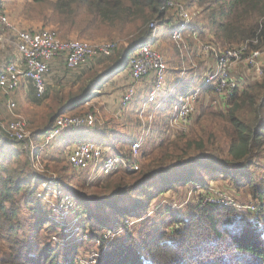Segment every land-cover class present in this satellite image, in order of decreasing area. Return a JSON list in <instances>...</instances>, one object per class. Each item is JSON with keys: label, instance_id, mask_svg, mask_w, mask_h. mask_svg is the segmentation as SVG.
Listing matches in <instances>:
<instances>
[{"label": "trees", "instance_id": "trees-1", "mask_svg": "<svg viewBox=\"0 0 264 264\" xmlns=\"http://www.w3.org/2000/svg\"><path fill=\"white\" fill-rule=\"evenodd\" d=\"M166 2L29 0L21 7L22 18L41 20L43 28H55L63 39L76 34L90 41L125 38L128 42L120 43L108 56L89 61V66L65 70L58 80L59 89L49 88L41 98L34 99L41 102L50 92L54 94L43 125H38L33 132L30 130L27 138L11 140L0 129V238L7 243V247L0 246V264H76L73 253L80 247L79 241L85 240L76 241L71 252L63 253L59 248L61 241L52 246L48 239L40 246L39 239L17 237L24 227L20 217L23 209L28 215L38 216L35 229L44 223H48L47 229L54 233L59 227L63 231L67 228L52 210H44L37 196L39 188L49 186V181L32 170L34 159L30 156V144L40 141L42 133L53 127L58 115H78L86 111L85 102L79 101L81 97L88 98L93 86L98 91L100 80L112 74L118 60L126 64L132 51L149 40V24L155 20L163 22L168 11ZM186 5L202 12L195 16L189 30L201 36L207 34L210 42L220 49L236 48L244 43L252 49L264 46V0H187ZM243 83L238 81V87L228 99L224 98V109L217 114L224 123L222 130L227 140L221 157L208 152L200 137L183 134L171 139L166 137L165 122V128L157 129L162 130L157 137L161 135L163 139L156 146L141 148V159L135 162L137 169L129 162L79 189L68 183L69 179L55 178L54 182L61 185L58 191L65 189L72 196L74 206L70 210L76 208L84 215L80 221L83 230L90 229L87 240L95 239L103 244L104 238L99 235L105 230L112 231L113 236L121 234L106 247L97 264H264V208L256 213H241L228 204L196 205L191 208L188 219L166 208L161 213L168 216L166 223L149 215V207L159 195L188 185L192 190L201 187L205 192L200 196L206 195L210 192L207 191L208 180L218 177L237 191H248L254 199H263V181L258 182L250 169L257 166L255 159L264 154V70L261 76ZM189 90L187 86L185 91ZM215 97L213 86L202 88L197 99L200 101L197 118L212 114L207 111L205 100H215ZM174 98L163 103L167 110ZM138 103L139 100L135 104ZM89 110L93 111V107ZM123 143L116 141L120 146L110 149L109 153L128 157V152H120ZM111 146L113 148L114 144ZM70 147L57 153L64 152L67 160ZM148 182L154 188L145 192ZM137 189L138 195L134 196ZM137 220L141 224L138 232L131 229ZM55 238L53 236L54 241ZM67 242L71 244V241L65 244Z\"/></svg>", "mask_w": 264, "mask_h": 264}, {"label": "rangeland", "instance_id": "rangeland-1", "mask_svg": "<svg viewBox=\"0 0 264 264\" xmlns=\"http://www.w3.org/2000/svg\"><path fill=\"white\" fill-rule=\"evenodd\" d=\"M29 0H1L2 7L1 9L7 14L9 19L19 28L22 30H40L43 28V23L41 20H27L20 16V9L23 6L24 3H26ZM174 2H181L185 7L190 15H191V21L193 22L195 16L197 14H201V9L187 6V0H173ZM198 15V16H199ZM178 22V19L170 9H168L163 22H159L156 26V36L157 44H155V47L157 51L164 57L166 64H167V72H166V85L167 87H170L172 84H174L179 78H183L180 83V90H184L186 87V83L191 81L192 77L187 75V72L196 70V78L200 79L202 77V74L207 72L208 69H213L215 66V58L213 56H210V54H207L203 51V46L205 45H213L217 49H220V47L213 42H210L207 34L201 36L196 31L191 32L189 28L183 33L182 35V44L180 43L179 46L172 40L170 36V31L174 27V24ZM50 28L52 27H45ZM44 29V28H43ZM55 29V28H54ZM158 29V30H157ZM71 38L68 39H80L85 40L88 42H94L93 40H86L82 38H78L76 34L70 35ZM116 39H108L103 38L97 41H111ZM124 44H127L128 39L125 38L122 39ZM95 41V42H97ZM127 41V42H126ZM10 50V49H8ZM224 50V49H220ZM132 54V53H131ZM264 57V56H263ZM263 57L260 59V64L262 66V72H259L256 74L254 72V67L245 65L244 63L237 64L234 68H232L231 75L232 77L236 78V72L242 69H245L248 71V80L245 82L251 81V77H259L263 74L264 65H263ZM95 60V59H94ZM129 61V58H128ZM127 62V61H126ZM124 62L121 60H118V64L114 67V70L120 67H123ZM208 65V68L205 69V67ZM128 71V63L125 65ZM204 68V69H203ZM209 71V70H208ZM201 75V76H200ZM192 76V75H191ZM200 76V77H199ZM114 77H111L110 79H102V87L103 94L100 97L102 102L101 104L97 105V112H92L88 109H86L84 113L91 112L93 115H95V126L99 125L98 122L106 123L107 128L104 132H98L93 129V127H82V128H75L72 130H68V132L62 133L61 135L57 136L56 139L51 137H44L42 136V140L37 141L38 143L31 142L30 144V156L31 159H34V162L32 163V170L37 174V176H42L44 178V181H49V186L45 185L46 187H40L39 191H37V196L41 198L42 204L44 206V210L49 211L52 210L55 213V217L57 216V219L60 222H64L67 226V228L63 231L61 227H59V231L54 233L52 230H48V223H44L43 226L35 229V224L37 221L38 216L34 215H28V211L23 209V215L20 216L23 220V230L17 234V237L19 239H23L26 237H29L31 240L39 239L41 240V245L44 246V243L46 240L50 239L51 245H56L57 241H61V246L59 248L62 249V252L65 253V251L71 252L73 249L72 245L75 244L76 241L79 240H85V241H79L80 247L77 248V251L73 253V255L76 257L74 258L76 264H97L98 259L101 257L102 253L106 250V247L110 246L113 242H115L116 238L118 239L119 234H116L115 236L112 235V231L105 230L102 232L99 236H104L111 234V237H107V239L104 238V243L97 242L95 239H88L87 235L90 233V229H82L81 228V219L84 218V215L81 213H78V209L74 208V210H67L66 207L69 206L64 200L65 195V189H62L59 193L58 190H60L61 185L58 182H54L55 178H58L61 176L63 179H69L68 183L75 186V189H79L81 186L88 185L89 182H91L92 176H90V171H80L74 169L71 165V167L68 164V160H66L64 152L62 154H59L57 152H62L66 147H70L75 143L76 141L80 139H89L92 141H107L105 144V150L106 154H108L111 147V144H113L112 137L110 136L114 135L115 131L123 134H128L129 141L123 140V149L120 150V152L125 153L129 151L130 143L132 142L133 138L136 137L137 131L142 125L143 120H149V127L151 128L148 133V138L143 142L141 148L148 147L151 148L152 146H156L161 140V135L157 137L159 132H162V130H157L158 128H165L163 127V124L167 122V136L170 139L175 136H181L183 135H189V137H200L205 141L206 150L210 153L214 152L216 155L220 156V152L225 153L226 151V138L224 135V132L222 130V121L218 119L217 114L220 112L219 110H223L221 103H218L217 95L215 100H205L207 102V111L212 112V114L202 116L200 118H197L199 112H198V103L197 99L196 102H194V112L190 116V124H178L176 126H169L171 116L173 114V107L175 100H172L167 106L170 109H166V105H162L161 107L153 109V105H149V108L147 111H145L143 114H140V105L142 99L146 96V93H148V90L150 88V84L152 83V73L146 76L145 78L141 79L138 82V94L136 98L142 94V98L140 97L139 103L135 104L136 98L133 99L134 102L129 103L126 107L121 108L120 105V98H118L117 106L114 108V103L109 104L110 100H113L111 97L112 92H110L112 89L116 87H120L123 85L122 83H119L120 78L118 77L114 81ZM119 81V82H117ZM131 80L129 81V83ZM198 82V81H197ZM127 83L123 89L126 88V86L129 84ZM100 84V82H99ZM244 84V83H242ZM241 84V85H242ZM100 89V90H101ZM121 89V87H120ZM51 90V89H50ZM96 86H93L90 90L88 96L92 97L95 94ZM101 90V91H102ZM173 93L176 92L174 89ZM68 90H65V93H67ZM145 93V94H144ZM97 94V93H96ZM54 94L50 92V96L46 97L45 100L41 102H32V101H26L25 104H19V106L15 107L11 114L6 117V115L0 116L1 122L8 121L12 119L13 117H16L18 119H21L26 122V131L30 132V130L33 132L35 131V128L38 127V123L44 121L47 117V113L49 112V106L52 105V99L54 100ZM110 98V99H109ZM88 98H83L79 100L80 103H84L85 100ZM93 99V98H92ZM115 100V99H114ZM166 109V110H164ZM140 115L142 116V119H140ZM219 122L221 125H219ZM124 123V124H123ZM99 127V126H97ZM127 128V129H126ZM113 129V130H112ZM129 131V132H128ZM128 132V133H127ZM122 134V135H123ZM110 135V136H109ZM115 137V136H113ZM51 138V139H50ZM50 139L49 141L45 140ZM163 139V138H162ZM208 139V141H207ZM53 141V142H52ZM109 141V142H108ZM53 143V145H52ZM109 144V145H108ZM55 149H54V147ZM118 146H120L118 144ZM140 148V153H141ZM108 152V153H107ZM190 153H194V151H191ZM221 157V156H220ZM141 159V158H140ZM255 163L257 164L256 167L251 168L253 175L255 176L256 180L258 182H262L264 185V154H261L259 158L255 159ZM68 166V167H67ZM197 170H200V168L197 167ZM102 176H96L93 180L99 179ZM151 182V181H149ZM148 182V183H149ZM208 183L210 184L208 186L207 191H210L209 193L213 192L215 196H219L220 194L226 198L229 199L231 202H234L235 204H254L255 210L249 209L248 207H243V209H238V212H253L256 213L260 209L264 208V194L262 195L263 199H254L251 194H249L248 191L239 190L237 191L234 187H232L231 184H228L227 181H224L220 177L216 178V180H208ZM54 184V185H53ZM150 184V183H149ZM147 185L145 188V192L147 190L153 191L152 184ZM53 185V189H52ZM142 189V188H141ZM144 189V188H143ZM137 189L135 192H133L134 196L138 195ZM205 190H203L201 187H196L195 190L191 189V186L188 185L185 188L177 187L174 191H167L163 193L162 195H159L157 198H155V201L152 202L151 206L149 207V215L152 216V218L159 220H164V222H168V216H165L164 214H161L163 210L168 208L169 210H172L175 213H178L179 215H182L184 219H188L190 217L191 208L193 206L198 205L200 207V201L203 198L202 195L200 196ZM237 192V193H236ZM59 195L61 196V199H59ZM74 197V196H73ZM201 197V199H200ZM74 201L72 200V204ZM74 206V205H73ZM234 206V205H231ZM246 206V205H243ZM236 209V207L234 206ZM161 210V211H159ZM157 211H159L158 214H155ZM67 212V213H66ZM65 216V217H64ZM76 218V220H74ZM49 222V220H47ZM26 223V224H25ZM140 221L137 220L132 226L131 229H136V231L141 230V224H139ZM32 224V227L30 225ZM50 224V222H49ZM174 226V225H173ZM177 226V224L175 225ZM165 229V227H162ZM53 236L56 237V241L53 240ZM82 236V237H81ZM49 237V238H48ZM81 237V238H80ZM4 238H0V246L7 247V243L4 241ZM66 241H71V244ZM76 249V247H75ZM64 259H62L61 262H63Z\"/></svg>", "mask_w": 264, "mask_h": 264}, {"label": "built area", "instance_id": "built-area-1", "mask_svg": "<svg viewBox=\"0 0 264 264\" xmlns=\"http://www.w3.org/2000/svg\"><path fill=\"white\" fill-rule=\"evenodd\" d=\"M166 5L178 19V22L174 24L170 31V36L179 46L180 43L182 44L183 33L192 23L191 15L184 9L185 6L181 2L167 0ZM158 23L155 20L149 24L151 31L149 40L141 43L129 56L128 71L131 82L121 95V108L134 101L133 98L138 93V82L152 73V83L148 93L141 101L140 114L147 111L149 105L152 104L153 109L161 107L168 98L175 96L169 126L190 124V116L195 108L194 102H196L204 86H213L217 95L216 100L222 104L224 98L228 99L238 87L237 79L231 75L232 68L239 63H244L254 67L256 74L262 72L260 59L264 56V46L252 49L248 43H244L236 48L220 50L213 45H205L203 51L215 58L214 68L208 69L209 71L203 73L198 80L195 79L196 70L194 69L191 81L186 83V87L190 86L188 92L185 91L186 87L184 90L179 88L183 78H179L174 84L167 87V64L155 47V44H157L155 34ZM120 43H123V40L119 38L97 42L63 39L54 28H44L37 31L22 30L0 8V45L13 47L19 56L17 60L6 62L0 68V91L10 94L17 90L23 81H29L34 88L36 97L41 98L46 92V78L50 74L52 60L60 57L68 70H76L91 60L110 55ZM172 89L176 92L173 93ZM4 106L12 111L15 108V103L7 101ZM140 119H142L141 115ZM95 122V115L91 112L79 115L61 114L56 117L53 127L46 131L43 136L54 138L70 129L93 127ZM149 123V120L142 121L136 137L130 143L129 158L125 155H112L108 153L109 151L106 154L105 146L101 143L92 140H78L71 145L67 160L76 170L90 171V176L93 177L91 180L96 176H104L116 168L124 167L129 162H133V168L137 169L138 165L135 162L139 160L140 148L149 136L148 133L151 129ZM0 129L4 132L5 137L11 140H24L28 136L26 122L16 117L5 122L0 120ZM59 199H61L60 195ZM63 199L69 205L66 207V211L73 208L72 196L67 191ZM204 204H228L234 205L238 209L248 207L255 210L254 204H235L221 194L218 197L215 196L213 192L203 196L200 205ZM107 237H111V234L104 236L105 239Z\"/></svg>", "mask_w": 264, "mask_h": 264}, {"label": "crops", "instance_id": "crops-1", "mask_svg": "<svg viewBox=\"0 0 264 264\" xmlns=\"http://www.w3.org/2000/svg\"><path fill=\"white\" fill-rule=\"evenodd\" d=\"M8 49H10V50H8ZM18 57H19L18 56V53L16 52V50L13 47H11L9 45L8 46L7 45H4V46H1L0 45V68L6 62L13 61V60H17ZM127 63L124 64L123 67H120L118 69L116 68V70L112 71V74L110 76H107V77L103 78V79H110L111 77H114L115 76V78H113L114 81H115V79H117L118 77H122L119 80L120 82L117 81L119 83H122L123 82V85L120 86L121 89L118 86V87H116V88H114V89H112L110 91V92H112L110 98H113V100H110V103L109 104H113L114 103V108H116L117 102H118V98L122 95V93L124 91L123 88L131 80L130 79V76H129L128 72H127V69H126L127 67L125 66V65H127ZM89 64L90 63H87L84 66H89ZM263 65H264V57H263ZM50 66H51V71H50V74L46 78V83H47L46 92H47V89H49V88L51 89V88H53L55 86L59 89L60 86L58 84L59 83L58 80L63 77V74L65 73V70H68L66 68L65 64H64L63 59L60 58V57L55 58L54 60H52ZM206 68H208V65L205 67V69ZM193 72H194V70H192L190 72L188 71L187 72V75H189L191 77V75L193 74ZM235 74H236L237 80L239 82H241V83H243L246 80H248L249 74H248V71L245 70V69L240 70V72L237 71ZM101 81L102 80H100V85H98V86H100L99 90L98 91H95V96L88 97V99L85 101V105H84V108L85 109H88L89 110V107L92 106L93 107V111L94 112H97L98 109H97L96 106L102 103V102H100V100H101L100 97L103 94L102 93L103 90L101 89V87H102ZM140 97L141 98L143 97L142 94L139 95L137 98L135 97L136 98V100L134 99L135 100V103L137 102V99H140ZM36 98H38V97H36L34 88H33L32 84L29 81H23V83L20 84V86L18 87V89L15 90V91H13V92H11L10 94H5L4 92L0 91V116L6 115V117H8V115L11 114V111H9L8 109H6L5 106H4L7 101L14 102L15 103V107H17V106H19V104H25L26 101H29V100L33 102L34 99H36ZM67 115H69V114H67ZM43 123H44V121L38 123V125H43ZM98 124L99 125H97V126H99V127H97V126L94 125L93 126V129L95 131H98V132H100V131L101 132H104L106 130L105 128H107L106 123H104V125H103V122H98ZM41 130L44 131L45 130L44 127ZM70 130H72V129H70ZM113 131H115L114 135H112V136L109 135L110 138L112 137V140H113V144H114L113 149H116L118 147V145H116V141H120V140L123 141L124 139L128 140L129 137H131V136H128V134H126V133L125 134L122 133L123 134L122 135L121 133L116 132V130H113ZM45 132H43L42 135L40 136V140H42V136L44 135ZM65 132H68V130L67 131H64L63 133H65ZM113 136H115V137H113ZM80 140H89V139H80ZM95 142L101 143V144H103L105 146L104 143H106L107 141H95Z\"/></svg>", "mask_w": 264, "mask_h": 264}]
</instances>
